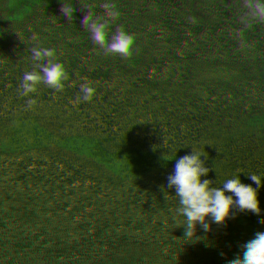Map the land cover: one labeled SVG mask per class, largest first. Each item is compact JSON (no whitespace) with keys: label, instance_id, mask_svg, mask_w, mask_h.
Instances as JSON below:
<instances>
[{"label":"rangeland","instance_id":"rangeland-1","mask_svg":"<svg viewBox=\"0 0 264 264\" xmlns=\"http://www.w3.org/2000/svg\"><path fill=\"white\" fill-rule=\"evenodd\" d=\"M76 3L79 8L76 25L65 33L38 30L25 34L19 31L10 8L3 6L0 135H10L0 136V148L47 141L58 135L69 136L62 142H76L80 134H92L96 140L108 136V139L136 142L138 149L130 146V153L140 154L142 165L135 177L127 181L118 178L123 170L115 168L116 162L107 154L103 160L97 158L103 166L105 202L114 196L117 186H121V193L94 216L66 229L65 234L83 233L97 243L115 222L120 227L124 217H131L116 249L106 254L102 264H174L173 256L192 257L191 263L200 264L199 245L186 255L183 243L173 247L161 236L165 219L158 217L159 209L173 205L176 199L174 192L169 191L168 175L177 172L169 169L173 165H169V160L185 153L179 152L167 137L169 130L185 121L184 98L169 86L172 80L185 74L177 64L178 57L174 51L162 49V38L146 34L147 40L157 44L153 53L158 65L150 69L149 50L134 48L138 38L133 34H120L119 28L126 22L128 11L140 10L142 1L121 2L120 14L111 12L103 17L96 16V0H76ZM78 117L93 123L69 122ZM101 120L136 130L101 128L97 124ZM66 122L69 123L63 124ZM50 126L55 127L46 128ZM41 129L44 130L14 134ZM136 160L137 157L134 161L137 169ZM185 163L183 160L179 164ZM94 178V174H87L80 180L90 184ZM31 182L32 178L17 180L6 174L0 179V261L49 238L53 228L50 220L66 228L84 215L64 211L65 207L57 205L62 190L36 188L34 191ZM58 246L49 240L33 254L49 252Z\"/></svg>","mask_w":264,"mask_h":264},{"label":"trees","instance_id":"trees-1","mask_svg":"<svg viewBox=\"0 0 264 264\" xmlns=\"http://www.w3.org/2000/svg\"><path fill=\"white\" fill-rule=\"evenodd\" d=\"M136 1L142 8L128 11L120 34L149 50L150 69L157 44L145 35L162 38L185 72L169 83L184 98L185 121L167 137L185 153L169 160L176 199L159 209L161 236L183 243L185 255L199 245L200 264H264V0ZM121 2L96 0V16L120 14ZM4 5L25 34L65 33L79 10L76 0H0V14Z\"/></svg>","mask_w":264,"mask_h":264},{"label":"flooded vegetation","instance_id":"flooded-vegetation-1","mask_svg":"<svg viewBox=\"0 0 264 264\" xmlns=\"http://www.w3.org/2000/svg\"><path fill=\"white\" fill-rule=\"evenodd\" d=\"M69 122L93 123L90 119L86 118L80 120V117H78L77 120L75 119ZM69 122L63 124H68ZM97 124L100 125L101 128H106L110 130H113L115 128L136 130L134 128H123L125 127L124 125L120 126L119 124H115L114 122L105 123L102 120L101 122L98 121ZM55 126H50L46 128H54ZM42 130L44 129L18 131L14 134H27L31 132H40ZM6 135L10 134L0 136ZM92 136V134H80L78 136V140L75 143H60L61 139L67 138L69 136L58 135L57 137H53L52 139L47 141L34 142L33 144H19L11 147H6L4 149L0 148V179L2 178L3 174H6L10 177L14 176V178L17 180L24 178H32L31 184L34 191L36 188L43 190V187L45 186V188L47 189L50 188L51 191H53L54 189L62 190L63 193L57 196L61 201L57 205H60L61 207L65 208L68 207L66 209H62L64 211L79 214L81 213L85 215H83L80 219H77L70 226L66 227L65 230L72 226H76L83 220L87 218L89 219V217L94 216V214L96 213L83 211V209L87 208L85 207V203L88 200L87 195L91 191L92 181L89 184L83 183L80 180L82 178H85L87 174L93 175L95 173L93 170L94 168H92L94 167V165L97 166L96 177L98 179V186L100 187L99 190L104 188V185L100 184V180L103 182L102 178H104L102 163H100L95 157L90 156L84 158V156L88 155L92 151H98L99 153H101L103 160L105 154H107V156H109L111 160H114L116 162L115 168H121V170H123V172H120L118 176V178L122 181H127L130 178L135 177L138 169H140L142 165L141 155L133 154L132 152L130 153V146H133L138 149V144L136 142H130L124 139H108V136H101V139L96 140ZM107 146H109V149H105V147ZM75 147L80 148L78 149L79 151L81 150L80 153L77 156H75V154L73 153L68 154L69 152H73V150H75ZM116 147H118V149H116ZM110 149H112L113 151ZM103 150L104 152H102ZM63 151L64 155L67 154L69 156L66 157L67 159L65 160L58 159L57 155L62 154ZM44 152L47 153L44 156H48L49 158H52V160L49 161L46 158L40 160L39 158L43 157L41 155H43ZM79 156L80 159H76ZM136 157V161L138 162L137 169L134 163ZM53 162V167H48V165L52 164ZM41 163L44 166L40 167L39 164ZM134 168L136 169V171ZM40 185H42V187ZM83 188H85V191H83ZM116 189L117 190L111 200L115 198L118 192L119 194L121 193V186H117ZM102 192L104 193V189L102 190ZM66 202L69 205H67ZM130 218L131 217L127 219V217H124L122 220V226L120 227L118 225V222H115L113 226L108 228L110 232L107 234V237L98 243L106 248L107 254L113 252L116 249L122 234V228L128 224ZM119 228H121V230H119ZM49 240L50 239L47 238L44 241L33 245V247L23 253L6 257L4 260L0 261V264H48L49 259L52 261V264H61V260L57 255V248L49 252H44L42 254H33L34 251L41 247V245L47 243Z\"/></svg>","mask_w":264,"mask_h":264},{"label":"clouds","instance_id":"clouds-1","mask_svg":"<svg viewBox=\"0 0 264 264\" xmlns=\"http://www.w3.org/2000/svg\"><path fill=\"white\" fill-rule=\"evenodd\" d=\"M53 225L49 233L52 243H58L57 255L61 264H102L107 250L98 243H93L90 236L83 233L66 235L62 223L50 220ZM48 264H52L49 259Z\"/></svg>","mask_w":264,"mask_h":264},{"label":"crops","instance_id":"crops-1","mask_svg":"<svg viewBox=\"0 0 264 264\" xmlns=\"http://www.w3.org/2000/svg\"><path fill=\"white\" fill-rule=\"evenodd\" d=\"M60 143H65V142H62V139H61ZM72 143H75V142H72ZM78 149H80V148L79 147H75V150H73V152H71V153L69 152L68 154H72L73 153V154H75V156H77L80 153V151H81V150L79 151ZM46 154L47 153L44 152L43 155H41L43 157H40L39 159L42 160V159L46 158L49 161L52 160V158H49L48 156H44ZM68 156L69 155H67V154L64 155V151H63L62 154L57 155V158L65 160V159H67L66 157H68ZM90 156L91 157H95V158H98V157L102 158L101 153H99L98 151H96V152L92 151L88 155L84 156V158L90 157ZM76 159H80V156L78 158H76ZM55 163H56V161H55ZM39 165H40V167L44 166L42 163L39 164ZM53 165H54V162L52 164H49L48 167L52 168ZM92 168H94L93 170L95 172L94 173L95 174L94 175L95 178L93 179V183L91 184V191L87 195L88 196V200L85 203V207H87V208L83 209V211L91 212V213L92 212H98L99 210L103 209V207L105 206V203L111 200V198H110V199H108L105 202L104 193L102 192L103 188L101 190H99L100 187L98 186V179L96 177L97 166L94 165V167H92ZM43 180H41V181H43ZM100 184H103V182L101 180H100ZM40 186L42 187V185H40ZM43 186H45V185H43ZM45 187H43V188H45Z\"/></svg>","mask_w":264,"mask_h":264}]
</instances>
